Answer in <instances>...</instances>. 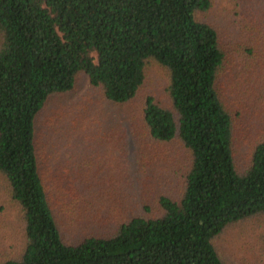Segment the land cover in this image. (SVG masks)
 Returning <instances> with one entry per match:
<instances>
[{
	"label": "trees",
	"instance_id": "16d2710c",
	"mask_svg": "<svg viewBox=\"0 0 264 264\" xmlns=\"http://www.w3.org/2000/svg\"><path fill=\"white\" fill-rule=\"evenodd\" d=\"M211 3L0 0V223L20 235L0 264H227V232L264 229V136L239 169L218 88L226 52L199 17ZM262 13L248 42L264 56ZM151 65L166 73V102L145 89ZM83 73L100 111L62 104ZM43 111L70 135L134 147L138 171L124 165L110 190L94 189L85 166L59 171ZM169 153L176 168L163 166Z\"/></svg>",
	"mask_w": 264,
	"mask_h": 264
},
{
	"label": "rangeland",
	"instance_id": "374dc122",
	"mask_svg": "<svg viewBox=\"0 0 264 264\" xmlns=\"http://www.w3.org/2000/svg\"><path fill=\"white\" fill-rule=\"evenodd\" d=\"M262 2L264 3V0H212L207 10L199 13L200 18L217 28L226 52L218 88L233 118L234 155L239 169L247 166L254 144L264 136V56L263 52L251 48V43L248 42L253 41V35L257 33L255 25L260 20L259 14L264 10V8L259 10L260 5H263ZM147 72L145 89L151 88L158 98L166 102L168 78L165 71L151 65ZM95 96L96 92L90 87L87 75L83 73L76 92L61 102L69 111L86 100L97 103L98 99L91 101ZM139 102L136 103L137 106ZM96 110L100 111V107H96ZM129 110L136 111V108ZM48 112L43 111L40 115V125L43 128V135L49 130L54 134L51 164L59 171L77 172L80 166H85L87 169L84 170L91 175L90 183L93 188L108 190L116 183L115 176L123 175L124 165L132 175L138 171L139 161L134 155V147L129 149L130 152H123L120 146L121 140L117 138L106 140L100 135L89 138L84 133L70 135L60 125L49 123ZM150 148L151 145H148L146 152ZM163 159L165 168L170 169L173 166L176 168L179 165L172 157V153L164 154ZM145 170L150 174L157 173L155 159L151 160ZM135 180L136 178H132L131 182L133 181L137 186ZM176 180L175 175L174 179L168 180L169 185L174 186ZM144 191L149 192V189L145 188ZM113 193L111 191L110 195ZM103 198L111 199V196L108 198L107 195ZM1 225L2 223H0V256L15 252L20 242V235L16 233V229L9 230ZM261 230L264 233V229L258 227L254 236H249L248 227L234 228L227 232L224 238H221L223 246L219 249L226 263L264 264V244L257 236Z\"/></svg>",
	"mask_w": 264,
	"mask_h": 264
}]
</instances>
